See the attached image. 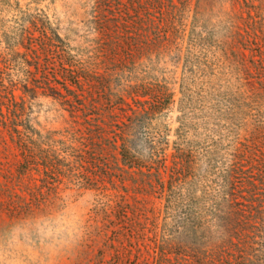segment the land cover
<instances>
[{"label":"rangeland","instance_id":"374dc122","mask_svg":"<svg viewBox=\"0 0 264 264\" xmlns=\"http://www.w3.org/2000/svg\"><path fill=\"white\" fill-rule=\"evenodd\" d=\"M130 1L123 0L130 12L118 26L110 54L121 59L135 47V20L149 14L150 25L138 45L142 50L127 58L130 77L152 93L130 141L143 167H128L110 144L104 172L89 161L75 163L77 168L62 180L57 181L54 170L48 172L46 181L28 195L17 184L18 150L0 128V264H143L146 250L152 252L157 245L167 254L156 263L176 264V147L193 159L194 171L186 172L194 177L196 198L206 203L200 196L212 169L208 162L221 159L235 141L247 136L258 117L264 118V103L258 116L253 114L256 109L238 111V105L244 108V76L264 74V0H135L150 7L140 13ZM94 4L0 0V51L22 50L20 34L30 15L44 12L80 61L97 36L91 22ZM63 81H53L63 97L40 94L27 104L31 124L50 134L62 156L71 153L76 137H88L86 127L97 119L86 122L81 108L70 109L74 95L107 96L88 81L78 87ZM88 181L95 187L81 184ZM19 206L27 212L18 211ZM130 245L139 247L142 255L135 250L129 254Z\"/></svg>","mask_w":264,"mask_h":264},{"label":"trees","instance_id":"16d2710c","mask_svg":"<svg viewBox=\"0 0 264 264\" xmlns=\"http://www.w3.org/2000/svg\"><path fill=\"white\" fill-rule=\"evenodd\" d=\"M130 2L138 13L139 9L150 8L146 3ZM93 9L91 22L97 36L92 39L94 44L83 50L80 61H75L78 52H72L66 38L44 12L30 15L29 25L20 34L22 50L8 47L0 51V128L18 150L17 184L28 195H32L33 186L46 181L48 172L54 170L57 181L62 180L77 168L75 163L82 166L89 161L104 172L105 150L110 144L118 149L128 167H143L141 158L131 152L130 141L139 119L147 113L146 103L152 93L144 83L130 77L132 67L127 61L135 57L136 50H142L143 45L139 49L138 45L143 42L151 17L147 13L138 15L132 40L135 47L118 59L110 50L118 41L119 24L127 21L129 6L123 0H95ZM60 78L76 87L88 81L91 88L101 87L107 94L102 99L74 95L75 103L70 109L81 108L86 122L94 117L98 120L93 126L88 123L86 139L75 136L77 144L70 146L71 153L64 156L52 145L49 133H42L31 124L27 111V104L34 103L40 94L63 97L53 82L59 84ZM116 78L120 81L114 84L112 80ZM244 78V108L238 105V111L247 109L251 113L256 109L253 114L258 116L264 103V74ZM16 90L20 92L17 94ZM105 126L111 136L105 134ZM183 151L176 147V264H264V118L258 117L247 136L235 141L221 159H214V164L208 162L212 169L205 176L206 186L200 196L206 203L196 198L194 177L186 172L194 171L193 159L186 158ZM70 156L74 159L66 158ZM35 172L41 176L35 178ZM88 183L95 187L91 181L81 184ZM18 208L20 212L28 210ZM126 249L129 254L135 250L138 257L142 255L135 245ZM146 251L143 264H158L157 258L167 254L159 245L152 252ZM151 255L154 260L149 259Z\"/></svg>","mask_w":264,"mask_h":264}]
</instances>
